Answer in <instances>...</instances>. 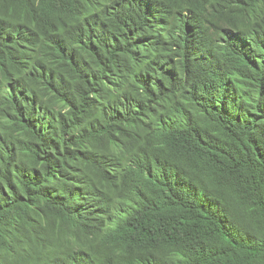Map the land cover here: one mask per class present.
Wrapping results in <instances>:
<instances>
[{
  "label": "trees",
  "instance_id": "obj_1",
  "mask_svg": "<svg viewBox=\"0 0 264 264\" xmlns=\"http://www.w3.org/2000/svg\"><path fill=\"white\" fill-rule=\"evenodd\" d=\"M0 264H264V0H0Z\"/></svg>",
  "mask_w": 264,
  "mask_h": 264
}]
</instances>
